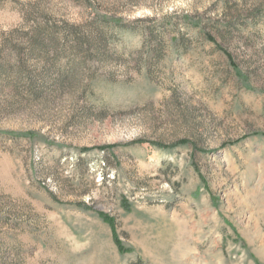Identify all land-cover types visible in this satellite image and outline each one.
Returning a JSON list of instances; mask_svg holds the SVG:
<instances>
[{
	"label": "rangeland",
	"instance_id": "1",
	"mask_svg": "<svg viewBox=\"0 0 264 264\" xmlns=\"http://www.w3.org/2000/svg\"><path fill=\"white\" fill-rule=\"evenodd\" d=\"M0 264H264V0H0Z\"/></svg>",
	"mask_w": 264,
	"mask_h": 264
},
{
	"label": "trees",
	"instance_id": "2",
	"mask_svg": "<svg viewBox=\"0 0 264 264\" xmlns=\"http://www.w3.org/2000/svg\"><path fill=\"white\" fill-rule=\"evenodd\" d=\"M109 27H115V28H119V29L125 28L120 21L109 22L106 20V21L102 22V25L95 29L97 31L96 32L97 33L96 40H97L98 44L105 46V47H108V44H109V37H108V35H109L108 28ZM53 33L48 32L46 34H53ZM72 35L77 37L78 36L77 30L74 29V31L72 32ZM207 37H208L209 41L215 42L214 37H212L210 35H208ZM37 38L38 37H36L35 40ZM38 40L39 39H37V41ZM86 46H88L87 43H78L75 47V50L82 51L86 48ZM99 215H100V217H102L104 219L105 222H107L112 227L114 240H115L116 245L118 246L119 250L122 252H125V248L122 244V241L120 240V238L118 236L117 227H116V223H115L114 219H112L111 217L107 216L106 214H104L102 212H100Z\"/></svg>",
	"mask_w": 264,
	"mask_h": 264
}]
</instances>
